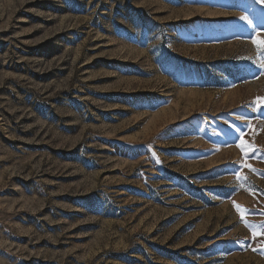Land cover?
Wrapping results in <instances>:
<instances>
[{"label": "rangeland", "instance_id": "obj_1", "mask_svg": "<svg viewBox=\"0 0 264 264\" xmlns=\"http://www.w3.org/2000/svg\"><path fill=\"white\" fill-rule=\"evenodd\" d=\"M261 8L0 0V264H264Z\"/></svg>", "mask_w": 264, "mask_h": 264}, {"label": "snow or ice", "instance_id": "obj_2", "mask_svg": "<svg viewBox=\"0 0 264 264\" xmlns=\"http://www.w3.org/2000/svg\"><path fill=\"white\" fill-rule=\"evenodd\" d=\"M256 2H257V0H252L253 5H255ZM239 19L242 22L241 28H245V27H251L252 29L264 28V8L259 9V15L257 17V19L259 20V23H254L253 18H250L248 15L240 17ZM254 43H256L257 50L259 52V61H258L259 67L264 69V40L254 41ZM236 71L238 73H242L245 71H251V69H249L247 67H238L236 69ZM237 131H239V129H237ZM241 147L242 148L245 147L243 141H241ZM249 147H251V146H249ZM240 179H245V178L240 177ZM237 208H239L238 205H237ZM244 222L247 223L246 221H244Z\"/></svg>", "mask_w": 264, "mask_h": 264}]
</instances>
